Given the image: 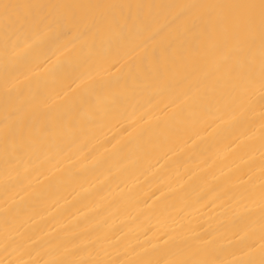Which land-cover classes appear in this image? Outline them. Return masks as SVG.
<instances>
[{"label": "bare ground", "instance_id": "bare-ground-1", "mask_svg": "<svg viewBox=\"0 0 264 264\" xmlns=\"http://www.w3.org/2000/svg\"><path fill=\"white\" fill-rule=\"evenodd\" d=\"M0 264H264V0H0Z\"/></svg>", "mask_w": 264, "mask_h": 264}]
</instances>
